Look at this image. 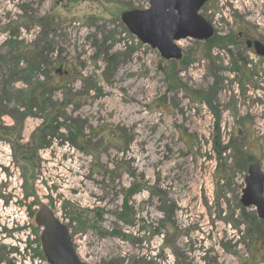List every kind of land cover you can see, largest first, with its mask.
Here are the masks:
<instances>
[{"label":"rangeland","instance_id":"obj_1","mask_svg":"<svg viewBox=\"0 0 264 264\" xmlns=\"http://www.w3.org/2000/svg\"><path fill=\"white\" fill-rule=\"evenodd\" d=\"M149 5L0 0V264H48L34 215L41 205L69 227L87 264H264V222L241 204L247 172L234 167L237 149L209 153L203 44L179 41L183 59L165 60L121 21ZM215 5L222 24L232 16L264 34V0ZM33 49L45 63L21 53ZM219 77L226 141L259 101L238 146L264 174V90L245 97L237 76Z\"/></svg>","mask_w":264,"mask_h":264},{"label":"flooded vegetation","instance_id":"obj_2","mask_svg":"<svg viewBox=\"0 0 264 264\" xmlns=\"http://www.w3.org/2000/svg\"><path fill=\"white\" fill-rule=\"evenodd\" d=\"M216 0H207L204 5L200 8L198 14L212 27L214 33L213 36L207 40H196L193 38H186L182 40H192L195 42H199L203 44L205 50V58L203 67L205 70L206 76H211L213 78V84L210 90H208L207 98L205 101L206 106L209 109V113L212 115L214 119L213 128L210 132L209 137V153L210 154H219V152L226 153L228 150L236 149L238 147L239 142L243 138H248L250 135V124L255 120V114L252 113V110L255 108L256 104L259 102L254 96V100L252 104L247 107L249 110L241 122L235 126L233 131L230 130V134L228 135V140L226 141V135L223 137L222 132L225 128L222 126V111L221 106H217L215 102L216 91L218 92L220 88H222L223 79L219 77L221 72L230 73V75L237 76L236 81H234V86L236 90L242 89L245 92V97H248L250 94L258 91L264 90V77L259 78L256 72L260 71L262 75H264V34H258L256 31H259L257 28L254 30L252 26L241 20L240 18L236 19V24L232 21V16L229 19L226 17L225 20L228 22V25L222 24L223 15H225L224 9H217L215 5ZM228 10V8H227ZM222 11V14H221ZM175 14L178 16L180 12L175 10ZM234 15V11H233ZM178 42V41H177ZM259 51L263 53H259ZM183 57H184V51ZM182 57V59H183ZM65 75H69V71H65ZM255 80H259L256 81ZM263 92V91H262ZM260 95L258 94V97ZM211 100V101H210ZM247 123H246V122ZM241 124V125H240ZM243 125V127H242ZM244 129V130H243ZM227 134V132H226ZM217 138L219 142H217ZM226 144V145H225ZM224 145L226 147H224ZM31 150L34 149L32 145H29ZM242 150L250 153L251 151L247 150V147H241ZM246 153V152H245ZM248 155V154H247ZM235 160V158H234ZM235 163L234 167L238 171H245L247 174L244 176V181L246 177L249 175V170L251 166L258 164L255 162L253 157H250L246 163L238 164ZM260 165V164H258ZM2 170V168H1ZM262 172V171H261ZM263 173V172H262ZM264 175V174H263ZM245 183V182H244ZM5 185L0 183V212L3 209V188ZM245 185L242 189V195ZM264 195V193H263ZM242 198V196H241ZM241 200V199H240ZM242 204V203H241ZM42 206V205H41ZM40 206V207H41ZM48 206V205H47ZM40 207L36 210V212L40 209ZM49 207V206H48ZM244 207V206H243ZM50 208V207H49ZM244 208H254L256 210V221L264 222V218L260 217L258 211L255 207H244ZM51 210V209H50ZM52 211V210H51ZM36 212H34L36 214ZM34 214V215H35ZM14 223V221H12ZM9 226L7 235L12 239L13 236L18 234L17 225ZM69 228V227H68ZM20 230V229H19ZM259 235V234H258ZM3 237V227L2 221L0 219V240L2 242Z\"/></svg>","mask_w":264,"mask_h":264},{"label":"water","instance_id":"obj_3","mask_svg":"<svg viewBox=\"0 0 264 264\" xmlns=\"http://www.w3.org/2000/svg\"><path fill=\"white\" fill-rule=\"evenodd\" d=\"M207 0H150L146 10L126 11L121 21L142 43L157 49L165 60H181L182 48L176 42L188 37L207 40L213 29L199 14ZM175 10L180 12L178 16ZM259 53H263L259 51ZM264 175L261 166H251L241 198L244 207H255L264 218ZM41 228L40 243L48 264H87L78 256L71 233L47 205L35 214Z\"/></svg>","mask_w":264,"mask_h":264},{"label":"trees","instance_id":"obj_4","mask_svg":"<svg viewBox=\"0 0 264 264\" xmlns=\"http://www.w3.org/2000/svg\"><path fill=\"white\" fill-rule=\"evenodd\" d=\"M43 27H44V25H43ZM21 53H22V55H26V56H29L30 58H33V59H31V61H34V60L39 61L40 60L39 61L40 62L39 63L40 65L43 64V63H45V61L43 62V57H42L43 56V53H44L43 50L39 52L37 49L36 50L33 49V51L31 50V51H29L27 53L25 51H23ZM59 70L60 69H56L55 71L59 72ZM58 84H59L58 82L57 83L51 82V85L52 86H56ZM1 88H3V85L1 86ZM205 96L206 97H203V100L204 101L208 100L207 95H205ZM32 99H33V102H36V105L40 107V104H39L40 103V99L37 98V97H35V96H33ZM217 142H219V139L218 138H217ZM236 149L237 150H236V154H234V158H235V163H237L236 165L239 166L238 164L241 165L243 163H246L249 159H248L247 155L241 150L240 146H238ZM219 154H221V153L219 152ZM23 161H25V163L28 166H30V160L29 159H28V161H26L25 159H23ZM129 194H132V193H129ZM127 204H128V202L125 203V207L127 206ZM170 210H171L170 214H173L174 213L173 208L170 209Z\"/></svg>","mask_w":264,"mask_h":264},{"label":"built area","instance_id":"obj_5","mask_svg":"<svg viewBox=\"0 0 264 264\" xmlns=\"http://www.w3.org/2000/svg\"><path fill=\"white\" fill-rule=\"evenodd\" d=\"M24 214V213H23ZM16 222H19V223H21V218H17L16 219ZM24 222V221H23Z\"/></svg>","mask_w":264,"mask_h":264}]
</instances>
